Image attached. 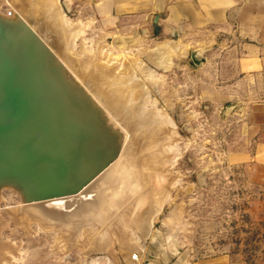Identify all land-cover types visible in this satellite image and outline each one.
<instances>
[{"label": "rangeland", "instance_id": "rangeland-1", "mask_svg": "<svg viewBox=\"0 0 264 264\" xmlns=\"http://www.w3.org/2000/svg\"><path fill=\"white\" fill-rule=\"evenodd\" d=\"M48 3L57 5L52 6L58 15H51L58 22L85 24L75 46L67 26L59 24L63 31L54 26L58 22L49 17ZM126 3L0 0V18L26 16L48 32L55 50L47 45L55 53L51 51V61L56 58L52 65L92 100L120 139L128 131V151L148 154L153 145L156 156L151 167H145L149 172H141L138 191L122 206L124 219H114L102 239L93 223L64 230L40 223L27 215L31 202L13 186H2L0 264H146L148 255H162L165 264H190L221 255L229 264H264V184L248 175L244 165L228 159L235 125L231 107L206 101L199 91L192 72L196 67L192 50L198 47L188 46L167 23L126 19L120 15ZM152 50L166 51L164 62L148 58ZM139 59L142 69L136 64ZM131 74L138 78L134 87L126 84ZM116 84L126 90L127 100L131 98L125 109L134 105V120L139 121L132 129L133 119L122 116L124 104L116 109L109 102ZM155 115L164 119L156 124ZM159 195L161 209L150 219ZM133 250H141L139 259H133Z\"/></svg>", "mask_w": 264, "mask_h": 264}, {"label": "water", "instance_id": "water-1", "mask_svg": "<svg viewBox=\"0 0 264 264\" xmlns=\"http://www.w3.org/2000/svg\"><path fill=\"white\" fill-rule=\"evenodd\" d=\"M192 60L204 61L201 49ZM92 122L56 77L39 38L26 30L12 35L0 21V188L18 185L26 202L80 192L105 168Z\"/></svg>", "mask_w": 264, "mask_h": 264}, {"label": "crops", "instance_id": "crops-1", "mask_svg": "<svg viewBox=\"0 0 264 264\" xmlns=\"http://www.w3.org/2000/svg\"><path fill=\"white\" fill-rule=\"evenodd\" d=\"M122 7L126 19L167 23L201 49L204 61L192 69L198 89L206 101L229 105L235 122L228 159L264 184V0H127ZM190 264L229 260L221 255Z\"/></svg>", "mask_w": 264, "mask_h": 264}, {"label": "bare ground", "instance_id": "bare-ground-1", "mask_svg": "<svg viewBox=\"0 0 264 264\" xmlns=\"http://www.w3.org/2000/svg\"><path fill=\"white\" fill-rule=\"evenodd\" d=\"M55 3L53 4L57 6L56 5L57 3L56 4ZM48 4H49V8L47 11L50 17L51 14L53 15L54 13H56L54 12L55 11L54 8L56 9L57 7L52 6L53 5L52 3H48ZM56 14L58 15V12ZM52 15L51 17L54 16ZM62 15L64 17L63 11H62ZM54 18L56 19L57 17H53L52 20H54ZM59 18L61 17L59 16ZM0 21L2 25L12 35L26 30L27 32L31 31L39 38L47 54L48 64L53 69L58 80H60L61 83L64 86H66L69 95L72 98H74L76 101H78L81 107L84 108L91 115L93 121L92 142L96 145L103 146L102 156L98 161V165L101 166V168L103 167L105 168L101 172H99L86 186H84L82 190H80V192L69 196L53 197L47 200L33 201L31 202L32 203L31 206H27L30 208V209L27 208L28 210H26L27 215L36 217L37 219H39L40 223L48 222L47 225L49 224L54 225L60 229H62V227L64 226L74 229L75 227L73 228L72 226H77V224L79 223L80 224L93 223V225L98 226L97 228L100 231L99 236H101L100 238L102 239L103 237L107 236L105 233L106 229H109V231H111L112 227H110V224H113L112 222L115 221L114 219L116 220L120 219L121 221L122 219H124V216L122 217L120 215L122 206L132 197V195H134L138 191L139 187L141 186L140 184H142L143 182L142 179L143 173L141 174V172H144V170H145L144 173L149 172L147 168L148 166L151 167L150 164H152V162L150 164L149 162L150 160L153 161L154 157H156L155 153L153 152L154 149H152L154 147L153 145H151L152 148L151 147L150 148L153 151L152 152L150 151L148 154L144 153L143 155H141L138 152L128 151L129 147L127 148L126 146L128 131L124 129L125 137L123 135L124 138L121 136L120 139L118 132H116V130L114 131L113 129H110L109 123L107 124H105L106 122L104 123V121L102 120L104 118L100 117V113L96 109V105H92V100L90 101V99H88V97L85 94L82 95L83 93L82 90L79 89L80 87L78 88L77 85H75L74 83L72 84V81L70 82L65 77V74H63V70L61 72L59 67L54 66L56 62L54 63L53 60L55 59L56 61V58L53 57V60L51 61L53 55L50 56L51 51L53 50L54 47L50 45L51 40H49L50 42L48 41L49 38L48 36H46L48 32L45 33L44 30L40 28L42 26H40L39 24L35 25V23L29 20L26 16H22V15L20 19H16L12 17L10 18L1 17ZM59 21L62 20L59 19ZM64 21L66 20L64 19ZM53 24L54 26L61 28L60 30H62V28L65 26L68 27L67 30L70 37V43L72 46H75L77 36L79 34L81 35L82 30L85 28V24L80 23V21L79 23L65 22L64 23L65 25L63 24V22L62 23L54 22ZM59 24L60 26L63 25V27H60ZM47 45L51 47L52 50L51 48H47L48 47ZM48 49H50L49 51L50 53L48 52ZM53 51L55 52V50ZM164 53H166V51H163V53L160 54L158 53V51L152 50L148 54V58L152 59L154 63L158 62L161 64L162 62H164V58H163ZM51 62H53L54 65H52ZM136 62H137L136 63L137 66L141 67L142 69L141 60L139 59ZM58 64L59 63H57V65ZM126 78H127L126 84H129L130 86L134 87L138 79L137 76L131 74L129 77ZM122 84L125 85L124 83ZM116 85L111 90L112 96L110 99L112 101L109 100V102L116 109L123 106L124 104L123 107L124 109L122 110L121 108L123 112L122 116L124 118H128V120L133 119V122H130L131 124L133 123L132 125H130L132 126L131 127L132 129L138 125V121H139V120L138 121L134 120V116H133L134 115L133 113L135 111L134 105L133 108L131 106L132 104L130 105L131 109L129 111L125 109L126 104L129 102L131 98L129 97L127 100L126 97H124L127 94L125 92L126 90ZM90 86L92 87L93 84H90ZM129 90L127 91L128 94H129ZM132 91H134L133 88L131 92ZM132 100L130 101L131 103ZM159 116L158 115L154 116V121H156V124H157V120L161 122L162 119H164L163 117H161L162 118L161 119ZM163 122L165 123L164 120ZM115 152H117L116 155H114ZM145 167L147 168L145 169ZM150 174L151 173H149L148 176H150ZM14 188L15 190L17 189L19 193L22 194V197L26 196L24 192L21 191V188L18 185H15ZM157 193L160 194V191H158ZM162 203H163L162 196L159 195L157 199L154 200L153 210H151L150 219L154 214H156V212H158L161 209ZM59 231L60 230H58V233ZM140 256H141V250L132 251L133 259L137 260L140 258ZM161 256H159L158 258H154V256L148 255V258L150 260L149 262L156 261L155 263L159 264L163 261Z\"/></svg>", "mask_w": 264, "mask_h": 264}]
</instances>
